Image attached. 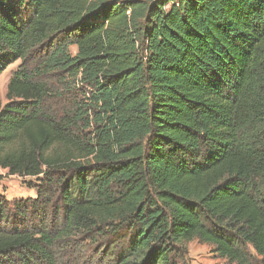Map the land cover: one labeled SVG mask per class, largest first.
Returning a JSON list of instances; mask_svg holds the SVG:
<instances>
[{"label": "trees", "instance_id": "obj_1", "mask_svg": "<svg viewBox=\"0 0 264 264\" xmlns=\"http://www.w3.org/2000/svg\"><path fill=\"white\" fill-rule=\"evenodd\" d=\"M16 61L0 264H264V0H0Z\"/></svg>", "mask_w": 264, "mask_h": 264}, {"label": "rangeland", "instance_id": "obj_2", "mask_svg": "<svg viewBox=\"0 0 264 264\" xmlns=\"http://www.w3.org/2000/svg\"><path fill=\"white\" fill-rule=\"evenodd\" d=\"M70 53L75 54V48H70ZM20 61L9 65L7 69L0 75V99L4 105L6 100V86L11 74L18 69ZM28 183L35 185L36 182L31 178H21L18 176H9L5 170L0 169V196L5 201L11 203L16 200H27L35 198L34 189H30ZM4 226V224L2 225ZM187 256L184 264H229L216 256L212 247L192 241L187 244ZM251 254L254 252L249 249Z\"/></svg>", "mask_w": 264, "mask_h": 264}]
</instances>
